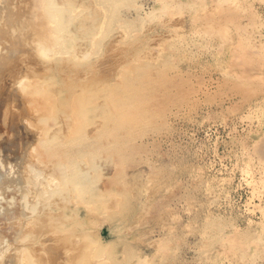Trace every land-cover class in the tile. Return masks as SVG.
<instances>
[{
	"label": "rangeland",
	"instance_id": "rangeland-1",
	"mask_svg": "<svg viewBox=\"0 0 264 264\" xmlns=\"http://www.w3.org/2000/svg\"><path fill=\"white\" fill-rule=\"evenodd\" d=\"M0 264H264V0H0Z\"/></svg>",
	"mask_w": 264,
	"mask_h": 264
}]
</instances>
